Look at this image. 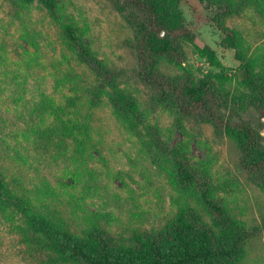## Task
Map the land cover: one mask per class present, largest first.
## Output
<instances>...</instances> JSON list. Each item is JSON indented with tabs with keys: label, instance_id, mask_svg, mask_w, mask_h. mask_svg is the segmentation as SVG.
Wrapping results in <instances>:
<instances>
[{
	"label": "rangeland",
	"instance_id": "rangeland-1",
	"mask_svg": "<svg viewBox=\"0 0 264 264\" xmlns=\"http://www.w3.org/2000/svg\"><path fill=\"white\" fill-rule=\"evenodd\" d=\"M40 1H34V5L41 8L36 7V14H32L38 36L29 45L22 39L18 22L12 19L10 6L0 0V40H16L26 60L36 57L47 65L46 71L40 72L44 77L43 89L55 102L66 106L65 109L71 107L76 98L85 102L86 108H89L88 101L96 103L92 105L94 109L89 110L92 137L98 147L88 149L87 168L83 174L76 173V169L65 165L62 157L54 158L37 148L35 151L29 143L32 137L23 136L21 131V128L25 131L24 121L20 120L18 129L7 124L3 128L6 132L0 131V179L8 191L28 196L44 219L61 221L84 240H91L103 231L111 245L128 248L133 245L136 232L156 231L177 215L178 191L171 180L172 174L177 179L171 165V160L177 159L187 170L195 168L199 178L193 174L192 181L197 183L193 185L198 189L197 198L201 199L208 188L213 203L227 211L245 231L260 228L250 237L237 264H264V185L257 176L239 168L235 138L218 132L208 121L178 117L154 89L141 84L135 77L138 65L134 26L114 8L111 0ZM44 2L53 8L48 10ZM179 10L184 23L195 29L194 37L191 42L181 41L176 50L161 55L158 58L160 71L184 78L188 73L200 77L220 74L221 91H245L239 71L245 60L251 58L264 69V9L249 4L239 14L220 18L217 6L209 0H180ZM67 33L88 43L94 65L87 72L74 58L66 41L63 46L62 40L69 36ZM205 47L214 50L215 57L204 52ZM237 53L240 58H236ZM93 80L102 85L99 94ZM72 81L79 82L80 87H75L76 82ZM33 82L30 79L34 85ZM28 96L35 102L40 98L38 92ZM7 104L11 103L5 104L7 112L4 114L10 113L13 118L16 109L9 111V106L14 107ZM226 105L234 118L249 120L261 133L257 148L264 154L262 111L256 112L248 103L243 107L232 102ZM0 107L4 109L1 102ZM86 108L80 111L83 119L90 113ZM124 109L135 113L133 121L139 122L137 133L128 132L111 113L116 110L123 115ZM51 120V117L47 119ZM152 132L163 145L155 163L142 152L141 143L142 139L152 136ZM70 155L67 153L68 157ZM70 161L73 163L72 159ZM159 167L163 170L161 173ZM88 185L91 189L85 190ZM49 186L54 192L44 196L36 193ZM195 201L196 198L191 203L194 204L192 211H198ZM2 202L0 264H62L53 262L55 256L50 257L49 252L42 249L38 235L25 231L21 215L14 211L12 203ZM201 210L202 216L209 220L206 210Z\"/></svg>",
	"mask_w": 264,
	"mask_h": 264
},
{
	"label": "trees",
	"instance_id": "trees-1",
	"mask_svg": "<svg viewBox=\"0 0 264 264\" xmlns=\"http://www.w3.org/2000/svg\"><path fill=\"white\" fill-rule=\"evenodd\" d=\"M4 1L11 8L12 19L19 24L21 33H23L22 39L30 45L34 37L38 36V31L32 23V16L36 14L37 8H41L34 5V1L38 3L41 1ZM209 1L217 6L220 18L230 14H239L240 10L249 4H255V7L261 10L264 9V0ZM111 2L123 18L134 26V44L138 65L135 77L147 88L154 89L159 97L163 98L177 113L178 117L208 121L215 126L218 132L231 134L236 140L239 168L245 173L257 176L264 185V154L257 148L262 135L254 129L249 120L234 118L226 105V102H232L243 107L248 103L249 107H253L256 112L261 110L264 118V69H261L260 63L251 58L245 60L239 71L243 76L242 83L246 90H239L240 92L235 89L232 93L221 91L223 79L220 74L212 73L200 77L188 73L185 78L165 75L160 71L158 58L166 55L169 50H176L181 41L191 42L195 33L194 28L184 23L179 10L180 0H111ZM43 4L47 5L48 10L53 8V5L47 2ZM0 27L2 28V25ZM67 34H69L68 38L62 40L63 46L67 42V47L75 54L74 58L85 66L87 72L94 65L90 60L89 52L91 51L88 43L74 38L70 33ZM20 49V44L14 39L12 41L0 40V102L4 107V109L0 107V131H3L7 124L18 129L21 125L20 120L24 121L25 131L22 128L21 131L23 136L32 137L30 139L32 143H29L35 151L39 149L54 158L62 157L66 166L76 169V173L83 174L87 168L85 155L88 149L98 147V142L92 137L93 122L90 118L92 116L90 110L94 109L92 105L96 103L88 101L89 110L85 102H80V98L71 102V107L68 109H65L67 107L62 106L61 103L55 102V99L46 94L43 89L44 77L40 72H45L47 65L36 57L28 56L30 60H26L23 54L25 52ZM203 51L215 57V52L211 48L205 47ZM11 56L16 60H13ZM238 57L237 53L236 58ZM35 73L36 76H34ZM91 73L95 72L91 70ZM30 79L34 80V85L30 83ZM93 81L94 88L99 94L102 85ZM72 82H76L75 87H80L79 82ZM34 92H38L40 97L37 102L31 97L28 98V95H33ZM41 97L47 100L44 102ZM8 102L11 104L7 105L14 107L11 109L9 106V111L16 109L14 110L16 115L13 118L10 113L9 115L4 114L7 112L5 104ZM85 108L90 113L83 119L80 111ZM116 112L118 111L111 113L128 132L133 134L138 132L139 122L133 121L136 119L133 117L134 112L126 109L123 115ZM50 117L52 120L48 122L47 119ZM99 129L97 128L98 132ZM137 136L140 137V135ZM141 143L142 152H145V155L155 163L157 153L163 147L161 139L152 132V136L142 139ZM156 148L157 151H155ZM161 152L165 154V151ZM67 153L71 155L68 157ZM171 161L177 178L175 179L172 174L173 179L171 180L176 184L174 187L178 191L176 196L178 213L173 219L169 218L156 231L151 229L143 233L136 232L137 237L133 240V245L128 248L111 245L103 231L91 240H84L76 232L65 227L61 221L58 220V223L47 221L42 213L36 211L28 196H19L9 192L1 179L0 201L12 203L15 209L13 210L21 215L25 231L33 236L38 235L42 239V249L49 252L50 257L55 256L53 262L56 263L237 264L242 259L245 245L254 236L253 233L258 232L260 228H255L252 232L245 231L236 220L229 217L227 211L221 210L217 203H213L208 188L201 195V199L197 198L198 189L195 190L193 186L197 183L192 181L193 174L199 178L195 168L187 170L177 159ZM158 169L160 173L163 171L161 167ZM164 170L167 171L166 165ZM171 172L175 173L174 170ZM90 189V185L85 188V190ZM47 192L54 191L50 186L36 191L39 196H44ZM195 198L199 213L192 211L191 208L194 206L191 203ZM201 209L209 214V220L202 216ZM48 213L50 214L49 211Z\"/></svg>",
	"mask_w": 264,
	"mask_h": 264
}]
</instances>
